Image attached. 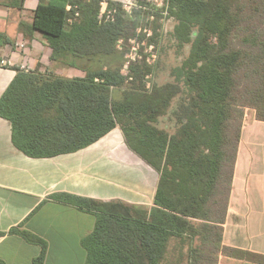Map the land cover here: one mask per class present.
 I'll return each instance as SVG.
<instances>
[{"label":"trees","instance_id":"trees-1","mask_svg":"<svg viewBox=\"0 0 264 264\" xmlns=\"http://www.w3.org/2000/svg\"><path fill=\"white\" fill-rule=\"evenodd\" d=\"M102 1H39L30 29L43 34L53 61L73 67L72 57L110 60L73 77L41 63L31 71L16 67L0 98L14 145L30 157H54L119 128L128 147L159 173L150 209L57 195L97 217L82 242L86 264H164L172 238L200 242L191 248L189 264H217L220 252L243 257L222 246V225L245 109L264 121V0H164L163 7L135 0L130 12L109 1L104 14ZM163 11L175 19L177 47L190 49L172 70L174 80L158 84L145 50L163 37ZM132 40L141 45L136 60L128 59ZM177 98L171 112L177 127L170 132L158 123ZM12 232L39 244L33 264L45 263L46 241Z\"/></svg>","mask_w":264,"mask_h":264},{"label":"crops","instance_id":"crops-1","mask_svg":"<svg viewBox=\"0 0 264 264\" xmlns=\"http://www.w3.org/2000/svg\"><path fill=\"white\" fill-rule=\"evenodd\" d=\"M40 0H0V98L14 80L16 67L31 71L42 64L73 77L83 71L51 59L40 31L30 29ZM12 124L0 116V264H33L42 247L13 229L28 231L48 244L44 264H86L82 242L97 217L62 201L69 194L98 201L154 206L159 173L133 152L119 128L76 152L34 158L13 143ZM222 246L245 253L220 252L217 264H264V121L247 109L234 169ZM199 241H170L172 264L190 259ZM174 260V261H173Z\"/></svg>","mask_w":264,"mask_h":264},{"label":"rangeland","instance_id":"rangeland-1","mask_svg":"<svg viewBox=\"0 0 264 264\" xmlns=\"http://www.w3.org/2000/svg\"><path fill=\"white\" fill-rule=\"evenodd\" d=\"M159 4L161 3V0H158ZM175 19L166 18L163 22V37L160 39V42L158 46L155 45L148 47V49L145 50V53L153 54L155 55L152 61L154 66L156 67V72L153 80L157 82L158 84H165L167 82L173 81L174 77L172 76V70L181 64L183 59L188 55L190 45H187L184 47L182 51L177 47L173 37H172V31L175 26ZM133 46H136L138 49H140V46L137 42H134V44L131 42ZM110 58L104 57V58H96L91 61H87L86 59H82L80 57H72L73 67L77 68L78 70L83 69H101L106 66ZM71 61V60H70ZM179 98L174 101V105L172 109L170 110V113L161 118V120L158 123V126L160 128H164L170 132H174L176 129V122L175 119L172 117V110L176 107L178 104ZM247 109L252 108H246ZM255 110V109H254ZM200 244V243H199ZM172 259L170 257L166 258V261L164 264H172ZM174 261V260H173ZM177 264H189L188 260H184L183 257L179 258L176 262Z\"/></svg>","mask_w":264,"mask_h":264},{"label":"built area","instance_id":"built-area-1","mask_svg":"<svg viewBox=\"0 0 264 264\" xmlns=\"http://www.w3.org/2000/svg\"><path fill=\"white\" fill-rule=\"evenodd\" d=\"M109 1H114V2H118L120 3L123 8L127 11V12H130L132 10L133 7L136 6V1L135 0H103L102 1V14H104L106 12V9H107V5H108V2ZM154 3L158 6V7H163V5L165 4V1L164 0H161V3L159 4L158 0H154ZM108 17L111 15V12H108ZM164 18L162 19L163 21L167 18V14L168 12L167 11H163L162 12ZM133 44L134 42H136L135 40H132L131 41ZM138 51L139 49L136 47V46H133L131 47V52L130 54L128 55V59L129 60H136L137 56H138ZM155 55L153 54H149L148 57H147V61L149 64H153L152 61L154 58ZM128 66V63L126 64V67Z\"/></svg>","mask_w":264,"mask_h":264}]
</instances>
